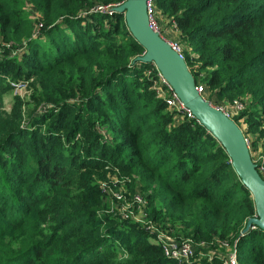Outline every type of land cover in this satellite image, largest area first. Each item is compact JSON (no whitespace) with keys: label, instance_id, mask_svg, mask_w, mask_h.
<instances>
[{"label":"trees","instance_id":"trees-1","mask_svg":"<svg viewBox=\"0 0 264 264\" xmlns=\"http://www.w3.org/2000/svg\"><path fill=\"white\" fill-rule=\"evenodd\" d=\"M124 1L0 0V264H222L221 243L264 264V231L241 234L251 193L210 132L157 97L156 68L134 61L144 48L111 13ZM152 2L208 100L248 96L233 119L264 152V0ZM25 86L26 117L19 98L5 111ZM122 177L147 220L196 244L187 262L112 207L103 184Z\"/></svg>","mask_w":264,"mask_h":264},{"label":"water","instance_id":"water-1","mask_svg":"<svg viewBox=\"0 0 264 264\" xmlns=\"http://www.w3.org/2000/svg\"><path fill=\"white\" fill-rule=\"evenodd\" d=\"M114 10L125 15L130 34L144 48V53L136 56L134 61L151 62L156 66L183 105L225 149L234 171L251 193L255 215L247 220L241 234L251 227L264 231V179L252 160L241 127L222 110L212 106L196 89L184 58L150 26L147 0H125Z\"/></svg>","mask_w":264,"mask_h":264},{"label":"built area","instance_id":"built-area-1","mask_svg":"<svg viewBox=\"0 0 264 264\" xmlns=\"http://www.w3.org/2000/svg\"><path fill=\"white\" fill-rule=\"evenodd\" d=\"M153 7H154V4H153L152 0H147V14H148L150 26L155 31H157L160 34V36H162L165 40H167L169 42V44L172 46V48L175 49L176 51H178L180 53V55L182 56L181 50L179 49V44L176 43L175 41H173L171 38L166 37L165 35H163L159 31V27L153 19ZM100 8L104 9V10L107 9L106 6L100 7ZM113 11H114V9L111 10V13ZM169 21H170V19H169ZM170 25H172L173 28L176 29L175 32H178L175 22L170 21ZM154 67L156 68L155 65H154ZM156 70H157L158 81H157V83H155V85L157 84L160 87L157 89V97L165 99L167 110H169L170 112H175V114L180 115L182 118L186 117L188 119H195L198 122V120L194 117V115L191 113V111L183 105L180 98L173 91L172 87L166 81V79L161 75L159 70L157 68H156ZM195 85H196V89L199 91V93L206 100H208L207 99L208 94L205 91L203 85L200 83L195 84ZM208 101L210 102V104L212 106H215L216 108L222 110L228 117L233 119L234 116L238 115L240 112H242L246 109V107L249 105L250 100H249L248 96H245L242 98H237V99H234L233 101H230L228 106H222V105H219L218 102L215 104L213 101H210V100H208ZM228 108H230V109H228ZM245 140L249 146L250 143H249V138L247 136H245ZM258 145L261 146V143H259ZM261 152H262V155H261V158L259 160L255 161V160H253L252 155H251V157H252L253 162L257 164V171L259 172L260 176L264 179V152L262 150V146H261ZM250 153H251V151H250ZM104 190L107 193L111 192L109 190V188H107V187H104ZM112 194H113V197L115 199L114 202L125 203L126 208H129V204H127L126 197L123 194H121L119 192L118 193L112 192ZM133 201L137 207L145 206V203H146L143 196L139 193H136L134 195ZM114 202L112 200V207L114 209L118 210V208H116V206H113ZM126 208H125V210H126ZM118 212L121 215L123 214L124 216L129 217V215L126 214V212H122L120 210H118ZM140 222L144 223L145 225H143V226L145 228H147L148 230H153L155 228L154 224L152 222H150L149 220H147L146 215H143V218L140 220ZM163 234L164 235H161V236L158 234V239H159V243L162 246V250H163V253L165 256H167L169 258H173L179 262H187L189 260V258L194 254L196 244H194L192 240H190V239L176 240L175 238H173L172 236H170L166 233H163ZM201 244H203V243H201ZM221 244H222V246L227 247V252L223 258L222 264H240V262L238 260V255H237L236 249L231 248L227 243H221Z\"/></svg>","mask_w":264,"mask_h":264},{"label":"rangeland","instance_id":"rangeland-1","mask_svg":"<svg viewBox=\"0 0 264 264\" xmlns=\"http://www.w3.org/2000/svg\"><path fill=\"white\" fill-rule=\"evenodd\" d=\"M25 8L32 16L37 15V11L33 10L31 5H26ZM153 19L156 22V24L158 25L159 31L163 35H165L166 37L171 38L173 41L178 43L179 49L182 50L183 44L178 38V35H177L178 32H175L176 29H174L173 26L170 25L169 19L165 18L164 16H161V14L156 10L155 7H153ZM200 83H201V81H200ZM32 95H33V90L31 88L26 87V86L12 90L11 92L7 93L4 97V110L11 113V111L15 105V98H19V99H21V101L23 103V107H22L23 115L26 117L28 110L32 108V104H30V105L27 104V102L31 101ZM229 102L230 101H228V99L227 100H225V99L218 100L219 105H222V106H228ZM228 109H230V108H228ZM26 119H24V121H26ZM259 121L261 122V126H264V116L262 118H260ZM240 127L242 130H245L246 124L242 123ZM248 138L253 139L254 137L248 136ZM251 155L253 157V160H255V161L259 160L261 158V155H262L261 146L258 145L257 150L251 151ZM103 186L109 188V190L111 191L110 193L106 192V194L111 195V197H113L112 192H114V193L119 192L126 197V202H127V204H129V208H126L125 203L114 202L115 199L113 197V202H114L113 206H116V208H118V210H120L122 212H126V214H128L131 217V219L134 222H136L137 224L145 225L144 223L140 222V220L143 218V215L147 216V212L145 211V206L137 207L133 201V197L136 193H139L142 195V193L139 189L135 188L136 190L134 192H132L133 189L131 186H128L126 184V178L125 177L115 178L114 184H105L104 183ZM137 190H139L140 192ZM125 208H126V210H125ZM154 226H155V228L151 231L159 234L160 236L164 235L163 233H167L166 229H161L162 231H160V229H158V227L162 228V225L159 226V224H158V226H157V224L156 225L154 224ZM223 249H224V247H221V246H214L213 247L214 251L225 253Z\"/></svg>","mask_w":264,"mask_h":264}]
</instances>
